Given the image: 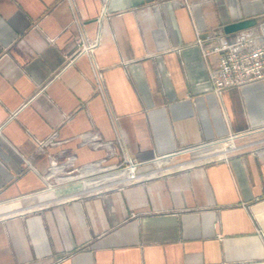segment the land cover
Returning <instances> with one entry per match:
<instances>
[{"label":"crops","instance_id":"obj_1","mask_svg":"<svg viewBox=\"0 0 264 264\" xmlns=\"http://www.w3.org/2000/svg\"><path fill=\"white\" fill-rule=\"evenodd\" d=\"M243 18L264 0H0V264H264V79L216 94L195 42Z\"/></svg>","mask_w":264,"mask_h":264},{"label":"built area","instance_id":"obj_2","mask_svg":"<svg viewBox=\"0 0 264 264\" xmlns=\"http://www.w3.org/2000/svg\"><path fill=\"white\" fill-rule=\"evenodd\" d=\"M195 42L205 57L210 53L216 57L215 66L209 69V82L216 94L228 87L264 79V18L233 32H225L222 27L210 29L206 35L197 32ZM206 42L209 43L207 47ZM90 45L91 42L80 46L68 62L82 52L91 51ZM229 141L226 149L235 146ZM140 162L134 157L124 158L120 166L124 180L131 182L139 178L136 168Z\"/></svg>","mask_w":264,"mask_h":264},{"label":"water","instance_id":"obj_3","mask_svg":"<svg viewBox=\"0 0 264 264\" xmlns=\"http://www.w3.org/2000/svg\"><path fill=\"white\" fill-rule=\"evenodd\" d=\"M254 23L255 21L252 18H243V19H238V20L228 22L224 24L222 28L225 32H233L238 29L253 25Z\"/></svg>","mask_w":264,"mask_h":264},{"label":"rangeland","instance_id":"obj_4","mask_svg":"<svg viewBox=\"0 0 264 264\" xmlns=\"http://www.w3.org/2000/svg\"><path fill=\"white\" fill-rule=\"evenodd\" d=\"M119 173H120V171H118V172H114L113 174L110 175V177H111V176L113 177V176H115V175H117V174H119ZM105 176L107 177V176H109V174H108V175H104L103 177H105Z\"/></svg>","mask_w":264,"mask_h":264},{"label":"bare ground","instance_id":"obj_5","mask_svg":"<svg viewBox=\"0 0 264 264\" xmlns=\"http://www.w3.org/2000/svg\"><path fill=\"white\" fill-rule=\"evenodd\" d=\"M120 173L119 174H124L123 170H119ZM119 174L115 175V176H118ZM118 178V177H117ZM119 179V178H118Z\"/></svg>","mask_w":264,"mask_h":264}]
</instances>
